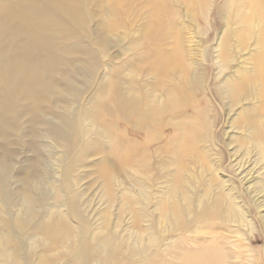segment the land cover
Listing matches in <instances>:
<instances>
[{
    "label": "rangeland",
    "instance_id": "374dc122",
    "mask_svg": "<svg viewBox=\"0 0 264 264\" xmlns=\"http://www.w3.org/2000/svg\"><path fill=\"white\" fill-rule=\"evenodd\" d=\"M244 1L65 0L50 93L3 99L0 264L171 261L215 212L264 264L263 87L244 82L264 0Z\"/></svg>",
    "mask_w": 264,
    "mask_h": 264
},
{
    "label": "bare ground",
    "instance_id": "6f19581e",
    "mask_svg": "<svg viewBox=\"0 0 264 264\" xmlns=\"http://www.w3.org/2000/svg\"><path fill=\"white\" fill-rule=\"evenodd\" d=\"M64 2L65 0H0V125H2V135H4L3 129L7 127L8 114L3 99L11 100L15 104V99L20 98L23 91H28V94L38 102V98L42 96L40 92L42 88L50 93L46 83L40 86V82L42 79L49 82L56 70L55 60L60 53L56 45L60 29L58 16L65 13L62 10ZM241 6L254 9L258 6V0H245ZM260 45L258 75L246 77L244 82L252 79L261 82L263 87L261 111L264 113V38ZM44 67L47 73L43 72ZM240 86L243 87V83H240ZM171 108L174 109L172 105L169 109ZM252 125L258 127L256 122H252ZM218 213L215 212L212 219L203 216L196 228L197 237L199 233L207 232L210 235V241L195 242L193 246H190L188 239H185L186 243L176 253L173 260L165 261V259L154 258L150 264H235L236 258L240 264L243 263L241 253H235L232 249L235 246L232 238L234 236L231 234V236L224 237L217 231Z\"/></svg>",
    "mask_w": 264,
    "mask_h": 264
}]
</instances>
